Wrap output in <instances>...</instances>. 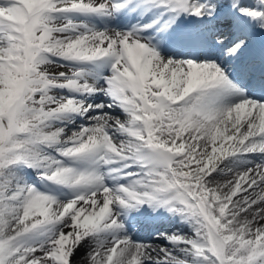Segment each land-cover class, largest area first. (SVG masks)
Wrapping results in <instances>:
<instances>
[{
	"label": "snow or ice",
	"instance_id": "6c2138e0",
	"mask_svg": "<svg viewBox=\"0 0 264 264\" xmlns=\"http://www.w3.org/2000/svg\"><path fill=\"white\" fill-rule=\"evenodd\" d=\"M0 264H264V0H0Z\"/></svg>",
	"mask_w": 264,
	"mask_h": 264
}]
</instances>
